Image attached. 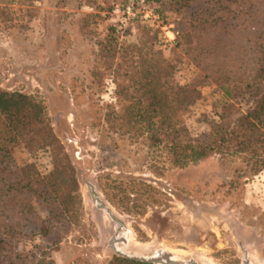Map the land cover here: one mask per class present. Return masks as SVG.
Segmentation results:
<instances>
[{
	"label": "rangeland",
	"instance_id": "1",
	"mask_svg": "<svg viewBox=\"0 0 264 264\" xmlns=\"http://www.w3.org/2000/svg\"><path fill=\"white\" fill-rule=\"evenodd\" d=\"M115 3L113 8L111 0H0V90L43 103L59 150L76 170L80 218L51 252L55 264H111L123 258L116 250L135 257L165 251L180 264H264V170L252 175L241 156L219 155L176 167L162 147L151 146L146 136L119 133L108 117L128 104L125 75L140 57L165 59L175 65L177 84L201 87V99L182 118L194 139L209 133L215 113L238 112L243 97L225 96L205 77L211 49L204 47V37L196 45V27L207 22L233 36H252L255 23L243 0H214L193 12L177 11L175 0ZM219 65L207 69L217 71ZM250 66L251 60L243 71ZM230 82L228 87H244L236 77ZM237 100L240 105L232 102ZM10 149L26 175H32L27 167L41 176L52 170V149ZM88 182L123 224L120 233V225L93 203ZM19 226L31 236L39 223L20 219ZM48 245L40 236L27 237L16 250L28 263Z\"/></svg>",
	"mask_w": 264,
	"mask_h": 264
},
{
	"label": "trees",
	"instance_id": "2",
	"mask_svg": "<svg viewBox=\"0 0 264 264\" xmlns=\"http://www.w3.org/2000/svg\"><path fill=\"white\" fill-rule=\"evenodd\" d=\"M111 1L114 8L117 0ZM211 1L214 0H175L179 6L176 10L193 12ZM243 2L248 20L255 23L252 36H233L225 27L202 22L196 27L200 34L196 45L204 37V47L211 49V55L206 57L210 61L203 68L205 77L224 90L225 96L243 97L244 107L241 105L232 117L225 112L215 113L209 122V133L194 139L182 118L201 99V87L196 83L177 84L175 65L165 59L140 57L134 72L125 75L130 84L123 90L129 93L125 97L128 104L121 113L108 114L112 126L119 133L146 136L151 146L166 150L173 165L179 168L219 155L241 156L252 175L263 171L264 0ZM229 52L235 55L229 57ZM250 60L251 66L243 71V65ZM219 62L217 71L207 69ZM235 77L237 84L244 87L234 83L228 87ZM232 102L241 104L238 100ZM19 144L52 149V170L41 176L27 167L32 175H26V169L15 164L10 149ZM33 201L34 206L47 211L45 217L37 214ZM81 206L76 170L69 156L59 150L46 107L32 96L0 90V264H55L50 254L60 249L63 235L78 224ZM20 219L38 222L37 233H23ZM36 236L49 245L40 246L39 253L28 263L21 262L17 243ZM111 264L147 263L115 257Z\"/></svg>",
	"mask_w": 264,
	"mask_h": 264
},
{
	"label": "water",
	"instance_id": "3",
	"mask_svg": "<svg viewBox=\"0 0 264 264\" xmlns=\"http://www.w3.org/2000/svg\"><path fill=\"white\" fill-rule=\"evenodd\" d=\"M87 188L88 191L90 193V196L92 198L93 203H95L99 209L105 211L110 218L115 221L116 223H118L120 225V229L118 230V233L121 232V229L123 228V224H121V222L119 221V219H117V217H115V215L113 214V212L111 211V209L101 201V198L99 196V194L97 193L95 186L92 183H87ZM116 239H113V243H115ZM115 249V248H114ZM116 253H118L120 256H122L123 258L129 259V260H134L137 262H142V263H147V264H180L179 261L174 259V256L166 253L165 251L162 252H158L157 255H154L152 257H135V256H129L126 255L125 253L116 250ZM186 264H198L195 261H189ZM243 264H251L249 262L243 263Z\"/></svg>",
	"mask_w": 264,
	"mask_h": 264
},
{
	"label": "built area",
	"instance_id": "4",
	"mask_svg": "<svg viewBox=\"0 0 264 264\" xmlns=\"http://www.w3.org/2000/svg\"><path fill=\"white\" fill-rule=\"evenodd\" d=\"M131 1H132V6H134V4H135V3H138V2H141V3L145 4V0H131ZM131 12H132L131 8L128 7L126 13H127L128 15H130Z\"/></svg>",
	"mask_w": 264,
	"mask_h": 264
}]
</instances>
